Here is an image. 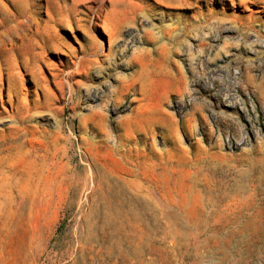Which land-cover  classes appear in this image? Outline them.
Returning <instances> with one entry per match:
<instances>
[{"label":"rangeland","instance_id":"rangeland-1","mask_svg":"<svg viewBox=\"0 0 264 264\" xmlns=\"http://www.w3.org/2000/svg\"><path fill=\"white\" fill-rule=\"evenodd\" d=\"M137 52L181 142H116ZM0 264H264V0H0Z\"/></svg>","mask_w":264,"mask_h":264},{"label":"crops","instance_id":"crops-1","mask_svg":"<svg viewBox=\"0 0 264 264\" xmlns=\"http://www.w3.org/2000/svg\"><path fill=\"white\" fill-rule=\"evenodd\" d=\"M160 56L161 59L152 58L149 53L137 52L132 56L129 64L132 70L127 75L114 74V102L120 105L129 97L132 103L130 111L115 122L116 142H135L141 133L153 128L161 132L162 142H181L168 102L184 92L186 73L181 64L167 59V65L165 54ZM183 125L189 131L190 118ZM103 140L112 141L111 129L104 131Z\"/></svg>","mask_w":264,"mask_h":264},{"label":"built area","instance_id":"built-area-1","mask_svg":"<svg viewBox=\"0 0 264 264\" xmlns=\"http://www.w3.org/2000/svg\"><path fill=\"white\" fill-rule=\"evenodd\" d=\"M194 102V94L192 91H190L181 101L175 102V111L177 114L181 115L185 113L192 105ZM130 109V103H125L121 108H110V113L113 115L121 114V113H126ZM226 142H231L229 139H226Z\"/></svg>","mask_w":264,"mask_h":264}]
</instances>
